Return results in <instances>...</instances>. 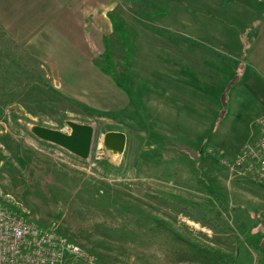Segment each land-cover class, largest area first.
Segmentation results:
<instances>
[{"label":"rangeland","instance_id":"374dc122","mask_svg":"<svg viewBox=\"0 0 264 264\" xmlns=\"http://www.w3.org/2000/svg\"><path fill=\"white\" fill-rule=\"evenodd\" d=\"M98 1L52 22H0V199L96 264H264V179L221 162L248 136L229 150L204 142L213 120L197 108L225 111L252 57L264 77V0ZM106 42L117 79L101 67ZM68 119L95 125L88 158L32 131L70 132ZM109 130L127 134L118 157ZM66 264L87 263L67 253Z\"/></svg>","mask_w":264,"mask_h":264},{"label":"crops","instance_id":"0c3cea01","mask_svg":"<svg viewBox=\"0 0 264 264\" xmlns=\"http://www.w3.org/2000/svg\"><path fill=\"white\" fill-rule=\"evenodd\" d=\"M98 2V0H0V22H4L10 29L17 25L25 26L27 23L52 22L59 14L74 15L76 12L73 7H90L97 5ZM252 59L258 68L243 72L245 75L241 81L230 89L229 105L225 111L214 99L209 102L211 104L197 107L203 111H210L208 114L213 120L212 124L202 128L204 142L229 150L236 139L235 135H242L241 141L248 136L244 143L257 136V120L264 116V77L260 63L255 60L256 58ZM201 71L199 75L203 76L204 72ZM221 112L224 118L216 123L215 118ZM243 144L241 143V148Z\"/></svg>","mask_w":264,"mask_h":264},{"label":"built area","instance_id":"2783aa9c","mask_svg":"<svg viewBox=\"0 0 264 264\" xmlns=\"http://www.w3.org/2000/svg\"><path fill=\"white\" fill-rule=\"evenodd\" d=\"M257 136L247 140L236 155L221 162L234 173L264 179V116L257 120ZM96 264L98 255L70 239L57 227H45L0 199V264H66V254Z\"/></svg>","mask_w":264,"mask_h":264},{"label":"water","instance_id":"95a60500","mask_svg":"<svg viewBox=\"0 0 264 264\" xmlns=\"http://www.w3.org/2000/svg\"><path fill=\"white\" fill-rule=\"evenodd\" d=\"M70 132L57 128L35 124L32 131L40 138L67 148L82 158L91 155L96 127L93 124L67 120ZM104 143L107 147L123 152L127 146V134L121 130H109L105 133Z\"/></svg>","mask_w":264,"mask_h":264},{"label":"trees","instance_id":"16d2710c","mask_svg":"<svg viewBox=\"0 0 264 264\" xmlns=\"http://www.w3.org/2000/svg\"><path fill=\"white\" fill-rule=\"evenodd\" d=\"M110 15H111V21H112L114 30L117 33H119V35L121 36V38L124 42V45L126 46V49H128V51H129V49H130V43L128 40L129 33H128V30L126 28L125 22L122 19L116 18L112 13H110ZM112 53H113L112 48L110 47L108 42H106V49L104 52L105 64H102L101 67H102L104 72L112 75L113 79H117L118 78V71H117L116 63H115L114 56ZM127 62H129V59H127ZM254 247L261 254L263 262H264V232H263L261 238L256 243H254Z\"/></svg>","mask_w":264,"mask_h":264},{"label":"bare ground","instance_id":"6f19581e","mask_svg":"<svg viewBox=\"0 0 264 264\" xmlns=\"http://www.w3.org/2000/svg\"><path fill=\"white\" fill-rule=\"evenodd\" d=\"M112 150V154L114 155V157H118L119 155V151L118 150H114V149H111Z\"/></svg>","mask_w":264,"mask_h":264}]
</instances>
